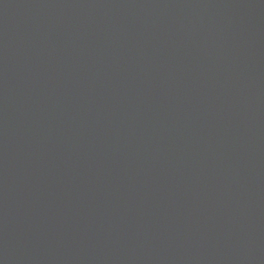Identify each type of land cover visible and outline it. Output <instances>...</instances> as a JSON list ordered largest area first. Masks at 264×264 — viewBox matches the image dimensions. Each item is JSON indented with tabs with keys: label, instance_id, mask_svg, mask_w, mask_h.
<instances>
[{
	"label": "water",
	"instance_id": "water-1",
	"mask_svg": "<svg viewBox=\"0 0 264 264\" xmlns=\"http://www.w3.org/2000/svg\"><path fill=\"white\" fill-rule=\"evenodd\" d=\"M0 264H264V0H0Z\"/></svg>",
	"mask_w": 264,
	"mask_h": 264
}]
</instances>
